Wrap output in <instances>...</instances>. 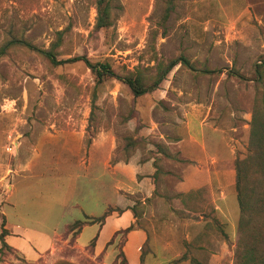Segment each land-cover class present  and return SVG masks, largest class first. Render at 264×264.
<instances>
[{"label":"rangeland","instance_id":"obj_1","mask_svg":"<svg viewBox=\"0 0 264 264\" xmlns=\"http://www.w3.org/2000/svg\"><path fill=\"white\" fill-rule=\"evenodd\" d=\"M105 3L111 24L96 27L97 0H0V46L11 37L56 44L58 59L83 55L146 79L179 55L195 70L177 64L158 88L133 96L116 78L96 83L82 61L52 65L10 46L0 57V264H128L124 234L95 251L67 225L32 261L2 243L6 222L50 237L70 217L48 207L67 194L65 163L51 158L67 152L66 139L82 140L86 166L93 152L103 167L121 166L118 203L131 204L132 225L146 234L139 264H232L235 161L255 152L251 133L264 132V0ZM51 134L71 137L52 144Z\"/></svg>","mask_w":264,"mask_h":264},{"label":"crops","instance_id":"obj_2","mask_svg":"<svg viewBox=\"0 0 264 264\" xmlns=\"http://www.w3.org/2000/svg\"><path fill=\"white\" fill-rule=\"evenodd\" d=\"M59 136L71 137L70 134H51L48 142L57 143ZM82 136L81 133L80 137ZM77 143L79 144L77 145ZM81 143V139L80 141L66 139L63 141L62 147L67 149V152L57 154L53 152L51 157L55 161L65 163L64 165L61 164L62 172L69 174L68 180H64L67 187L66 196L62 199H55L49 204L46 203L49 208L58 209L60 216H70L61 223L58 230L53 231V235L50 237L39 232L26 237V235L19 233L17 228L21 229L22 232L31 231L30 229L21 228L18 225L11 226L6 222L4 228L7 233L4 236V241L17 249L29 261L36 260L39 255L50 249L56 235L63 231L67 225L77 220L84 221L86 217L98 218L105 215L102 221L84 224L76 236V242L80 246L89 244L96 237L93 246L95 251L103 249L114 232L128 227L133 222V213L129 207L131 204L118 203L117 188L119 187V169L121 166L117 163L113 165L106 163V166L103 167L102 155L95 152L88 158V165L86 166L85 153L81 151ZM81 170L88 171V176L84 180L80 179ZM99 206L101 209H98ZM118 207L121 208L120 212L117 211ZM86 229H92L91 233L85 240L80 241ZM145 239V231L140 228H134L125 235L123 253L128 264L140 263L138 250Z\"/></svg>","mask_w":264,"mask_h":264},{"label":"trees","instance_id":"obj_3","mask_svg":"<svg viewBox=\"0 0 264 264\" xmlns=\"http://www.w3.org/2000/svg\"><path fill=\"white\" fill-rule=\"evenodd\" d=\"M96 13V27H106L111 24V10L105 0H97ZM12 45H22L37 51L52 65L82 61L93 73L96 83L102 82L105 78H116L128 86L133 96H140L158 88L162 80L177 64L195 70L187 57L179 55L167 61H157L147 79L141 70L128 74H118L108 62H91L83 55L58 59L53 50L56 44L47 49H40L25 40L13 37L7 39L0 46V57ZM200 72L213 73L218 72V70L203 68ZM229 73L241 77L235 71L231 70ZM257 75L261 78L262 72L259 69H257ZM250 138L251 143L256 147L255 152L244 158H237L235 161V191L239 218L237 225L238 238L232 264H264V132L253 131ZM104 217L105 215L98 218L86 217L84 221L77 220L68 226V231L80 230L84 224L102 221ZM132 229L134 227L130 224L128 227L114 232L107 245L117 235H126ZM95 238L89 243L92 247ZM2 243L6 245L5 241Z\"/></svg>","mask_w":264,"mask_h":264}]
</instances>
